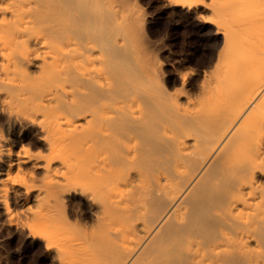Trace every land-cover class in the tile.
Segmentation results:
<instances>
[{
  "label": "bare ground",
  "instance_id": "bare-ground-1",
  "mask_svg": "<svg viewBox=\"0 0 264 264\" xmlns=\"http://www.w3.org/2000/svg\"><path fill=\"white\" fill-rule=\"evenodd\" d=\"M180 1L220 48L191 93L122 60L113 0H0V124L45 147L0 134V214L42 260L264 264V0Z\"/></svg>",
  "mask_w": 264,
  "mask_h": 264
},
{
  "label": "rangeland",
  "instance_id": "rangeland-1",
  "mask_svg": "<svg viewBox=\"0 0 264 264\" xmlns=\"http://www.w3.org/2000/svg\"><path fill=\"white\" fill-rule=\"evenodd\" d=\"M179 1L113 0L115 9L123 16V20L112 22L111 28L119 34H115L117 39L130 38L126 40L125 49L128 51L120 53L122 60L131 57L128 60L133 64L134 50L146 65L163 72L161 81L158 82L162 87L172 92L185 89L191 93L201 76L213 69L217 62L215 54L217 56L220 48L215 53L213 43L205 35L207 31L203 24L193 19L187 6ZM0 134L9 142L16 141L14 148L17 151L27 149L37 154L45 149L43 144L1 124ZM13 199V209L20 214L23 208L16 203V195ZM3 223L5 218L0 214V264H53L49 260H42L41 251L37 247H27L23 237L18 233L15 235V230L12 231L11 227L2 226L6 224Z\"/></svg>",
  "mask_w": 264,
  "mask_h": 264
},
{
  "label": "clouds",
  "instance_id": "clouds-1",
  "mask_svg": "<svg viewBox=\"0 0 264 264\" xmlns=\"http://www.w3.org/2000/svg\"><path fill=\"white\" fill-rule=\"evenodd\" d=\"M35 180V176L29 174V173H26V172H23V171H20L18 172L16 170V172L14 173V179L12 181V184L13 186H21L23 189H25V192H26V188L31 186V183ZM55 181H52L50 180L49 183H53ZM28 193V192H26ZM35 225H36V221L33 220V221H30L26 227L28 228H32L33 230H35Z\"/></svg>",
  "mask_w": 264,
  "mask_h": 264
}]
</instances>
